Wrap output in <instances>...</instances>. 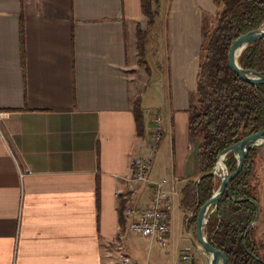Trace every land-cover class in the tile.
<instances>
[{"label":"crops","instance_id":"crops-1","mask_svg":"<svg viewBox=\"0 0 264 264\" xmlns=\"http://www.w3.org/2000/svg\"><path fill=\"white\" fill-rule=\"evenodd\" d=\"M211 8L214 15L212 0L171 1L167 89L145 104L134 78L136 29L146 19L141 0H0V264L130 260L131 230L120 212L129 198L146 206L151 193L148 185L132 191L125 181L134 157L150 160V180L176 178L178 191L198 181L188 109L201 18ZM137 97L142 136L132 112ZM157 115L163 133L153 150ZM255 161V223L264 243V145ZM174 229L172 214L167 246L171 255L180 250L173 262L179 264L181 249L190 248L171 235Z\"/></svg>","mask_w":264,"mask_h":264},{"label":"trees","instance_id":"trees-1","mask_svg":"<svg viewBox=\"0 0 264 264\" xmlns=\"http://www.w3.org/2000/svg\"><path fill=\"white\" fill-rule=\"evenodd\" d=\"M152 2L141 0L148 22L153 16ZM212 3L215 14L206 16L201 24L196 91L188 109V132L198 142L199 181H187L179 191V208L186 216L191 215L186 227L192 228L193 237L199 209L220 184V179L212 174L219 155L264 129V85L242 81L228 66V53L234 41L264 27V0H212ZM143 37L144 32L138 26L137 57L144 52L146 39ZM238 64L244 70L264 75V39L249 45L238 58ZM132 112L137 135L142 136L143 112L139 97L132 102ZM258 149L249 150L240 172L230 182L229 191L220 197L205 226L208 243L225 255L227 264H264V243L257 237L256 223L249 229L256 217V207L249 200L259 205L260 183L255 176ZM225 164L229 174L235 171L233 153L226 155Z\"/></svg>","mask_w":264,"mask_h":264},{"label":"rangeland","instance_id":"rangeland-1","mask_svg":"<svg viewBox=\"0 0 264 264\" xmlns=\"http://www.w3.org/2000/svg\"><path fill=\"white\" fill-rule=\"evenodd\" d=\"M171 1L172 0H153L151 9L153 16L150 19L151 21L148 22V18L146 17L143 24L137 25L140 31L144 32L143 39H146V42L144 44L143 55L137 57V69L139 70V74L134 76V78H136L138 93L144 96L145 104L150 94L157 92L162 93L167 89L169 55L167 47L169 45V27H171ZM213 13V8L210 9L209 13L204 12L205 16L202 15L201 23H203L206 16L213 17ZM196 144H198L197 141ZM218 178L220 179V177ZM173 215L175 229L171 235L176 237V240H182V247L190 248L189 251H186L195 259L196 264H208L207 257L194 247L193 243L196 240L195 231L194 237H190L189 231L193 230L192 228L186 227L188 216L182 213L177 200L175 202ZM126 232L129 234L128 250L126 254L129 255L132 264H173L178 256L180 250L171 255L168 253V251H171L169 246L160 250L155 245L150 246L149 242L139 234L133 233V231ZM181 250L186 252L184 248ZM120 253L123 252L120 251ZM165 254H169V258L165 257ZM113 259L115 261L114 263L117 264V258L114 257Z\"/></svg>","mask_w":264,"mask_h":264},{"label":"built area","instance_id":"built-area-1","mask_svg":"<svg viewBox=\"0 0 264 264\" xmlns=\"http://www.w3.org/2000/svg\"><path fill=\"white\" fill-rule=\"evenodd\" d=\"M151 136L152 149L155 150L162 139V118L157 115L153 121ZM150 160L144 157H134L132 174L125 181L132 191H139L143 185L151 189L150 201L146 206L139 207L133 198H129L123 206L122 214L128 222V229L141 237L153 241L163 250L168 245L170 220L179 197L177 179L150 180ZM189 215L188 218H190ZM188 220V219H187ZM186 220V222H187ZM192 257L188 252L180 255L179 264H191ZM121 264H132L128 257L123 256Z\"/></svg>","mask_w":264,"mask_h":264},{"label":"water","instance_id":"water-1","mask_svg":"<svg viewBox=\"0 0 264 264\" xmlns=\"http://www.w3.org/2000/svg\"><path fill=\"white\" fill-rule=\"evenodd\" d=\"M261 39H264V28L257 29L255 31H251L246 33L245 35L239 37L234 43L231 45L229 53H228V66L231 71L242 81L247 82L252 85H264V75L257 73L253 70H244L238 64V58L241 53L252 43L257 42ZM239 52V54H237ZM264 145V129L258 133L249 135L242 140L238 141L234 145L228 147L219 155L216 164L213 168L212 174L214 176L220 177V184L217 190L213 193L210 200L205 203L198 211L196 221H195V238L194 246L198 249L203 255L207 257L208 254L211 255V259H208V264H227V260L225 255L212 247L206 238L205 234V226L208 221L209 215L215 211L218 201L222 194L225 191H229L230 182L238 175L240 172L243 162L251 148L260 147ZM229 153H233L236 159V169L233 173L229 174L226 168L225 159L226 155ZM223 157L225 173L220 174L216 171L217 162ZM199 181V179H198ZM198 181L196 183H198ZM256 207V217L249 229L252 228L258 217V205L252 199L249 200ZM189 219V218H188ZM195 259L192 258L191 264H195Z\"/></svg>","mask_w":264,"mask_h":264},{"label":"bare ground","instance_id":"bare-ground-1","mask_svg":"<svg viewBox=\"0 0 264 264\" xmlns=\"http://www.w3.org/2000/svg\"><path fill=\"white\" fill-rule=\"evenodd\" d=\"M239 52H240V51H238L237 54H239ZM223 161H224L223 157H220V159H219L218 162H217V166H216V171L219 172L220 174H221V173H222V174L225 173V167H224V163H223ZM207 258H208V259H211L212 257H211L210 254H208V255H207Z\"/></svg>","mask_w":264,"mask_h":264}]
</instances>
